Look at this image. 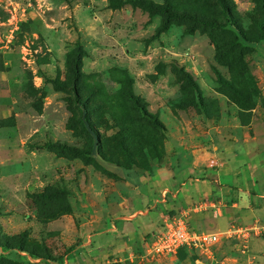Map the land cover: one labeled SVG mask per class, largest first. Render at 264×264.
Listing matches in <instances>:
<instances>
[{
  "label": "rangeland",
  "instance_id": "374dc122",
  "mask_svg": "<svg viewBox=\"0 0 264 264\" xmlns=\"http://www.w3.org/2000/svg\"><path fill=\"white\" fill-rule=\"evenodd\" d=\"M165 1L188 18L161 29ZM229 1L250 40L215 0H0V264L63 262L167 177L174 140L264 114V0Z\"/></svg>",
  "mask_w": 264,
  "mask_h": 264
},
{
  "label": "crops",
  "instance_id": "0c3cea01",
  "mask_svg": "<svg viewBox=\"0 0 264 264\" xmlns=\"http://www.w3.org/2000/svg\"><path fill=\"white\" fill-rule=\"evenodd\" d=\"M200 133L205 142L174 140L179 154L167 177L129 208L99 217L98 226L83 231L74 251L58 264L144 257V241L166 215H182L191 227L219 234L233 225H264V114L255 105L246 125L205 127ZM158 259L169 264H264V229L245 241L221 235L207 251L181 248Z\"/></svg>",
  "mask_w": 264,
  "mask_h": 264
},
{
  "label": "built area",
  "instance_id": "2783aa9c",
  "mask_svg": "<svg viewBox=\"0 0 264 264\" xmlns=\"http://www.w3.org/2000/svg\"><path fill=\"white\" fill-rule=\"evenodd\" d=\"M264 225L255 222L250 226L233 225L224 233H213L189 226L182 215H166L160 227L144 241V257L165 256L176 253L181 248L207 251L220 236L226 239L236 238L241 241L250 233L259 232Z\"/></svg>",
  "mask_w": 264,
  "mask_h": 264
},
{
  "label": "trees",
  "instance_id": "16d2710c",
  "mask_svg": "<svg viewBox=\"0 0 264 264\" xmlns=\"http://www.w3.org/2000/svg\"><path fill=\"white\" fill-rule=\"evenodd\" d=\"M216 4L218 5L220 12L223 17L222 22H212L214 25H217L219 27H223L226 25H232L234 28H236L241 36L244 38V40H250L241 32V29H239L234 21V18L232 16V12L230 9V1L229 0H215ZM153 11L157 12L160 15V24L159 27L161 29H164L168 26L171 20L179 19V18H188L187 14L184 12H178L175 10L168 2H163L159 5H153L152 6ZM258 27V40H264V15L260 18V20L257 22ZM80 64V54L76 53L74 58L71 61V68L70 71L73 74L75 78L78 77L79 73V66ZM9 249L12 250H21L18 247H10L6 246Z\"/></svg>",
  "mask_w": 264,
  "mask_h": 264
}]
</instances>
